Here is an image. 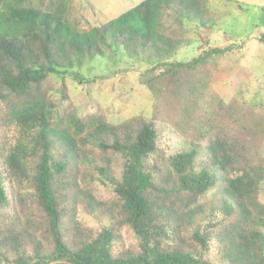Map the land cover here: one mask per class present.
<instances>
[{"label": "trees", "instance_id": "16d2710c", "mask_svg": "<svg viewBox=\"0 0 264 264\" xmlns=\"http://www.w3.org/2000/svg\"><path fill=\"white\" fill-rule=\"evenodd\" d=\"M72 14L73 0H0V264H215L211 243L219 264H264V120L250 122L240 96L212 117L199 105L231 48L210 45L219 13L208 0H141L89 28ZM189 23L199 52L170 60ZM109 52L148 65L136 80L149 114L112 122L72 103L66 78L101 79L80 69ZM166 124L185 136L170 153Z\"/></svg>", "mask_w": 264, "mask_h": 264}, {"label": "rangeland", "instance_id": "374dc122", "mask_svg": "<svg viewBox=\"0 0 264 264\" xmlns=\"http://www.w3.org/2000/svg\"><path fill=\"white\" fill-rule=\"evenodd\" d=\"M141 0H73L74 19L94 27L107 22L138 4ZM212 12L219 13L215 22L210 45H231L230 52L220 58L210 71V80L202 88L199 105L207 117L216 115L217 102L224 105L241 97L245 109L257 120H264V0H208ZM186 43L170 60L187 61L197 55L199 29L193 23L186 25ZM205 33V32H204ZM96 68L87 63L80 70L85 76H98L101 79L91 85L81 86L66 78L71 101L79 108L81 115L95 111L97 105L104 107L109 119L115 122L139 113L149 114L150 96L137 85L138 72L148 68L144 62L133 61L126 56L109 52ZM115 62V64H114ZM57 84L59 80L55 81ZM247 124L246 118H243ZM11 145L16 142L17 131L8 134ZM254 152L264 157V131L258 134ZM185 136L176 135L172 127L164 126L160 148L170 153L179 149ZM100 196L105 193L99 192ZM260 201L264 203V181L261 183ZM85 226L95 231L97 224L90 217L80 214ZM126 245L135 243L131 233L124 230ZM207 257L217 262L214 243L210 244Z\"/></svg>", "mask_w": 264, "mask_h": 264}]
</instances>
